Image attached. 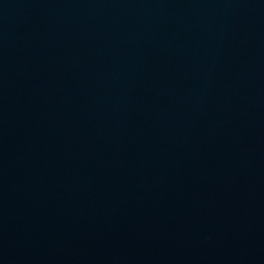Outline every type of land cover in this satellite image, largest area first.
Here are the masks:
<instances>
[{
    "label": "water",
    "instance_id": "95a60500",
    "mask_svg": "<svg viewBox=\"0 0 264 264\" xmlns=\"http://www.w3.org/2000/svg\"><path fill=\"white\" fill-rule=\"evenodd\" d=\"M0 264H264V0H0Z\"/></svg>",
    "mask_w": 264,
    "mask_h": 264
}]
</instances>
